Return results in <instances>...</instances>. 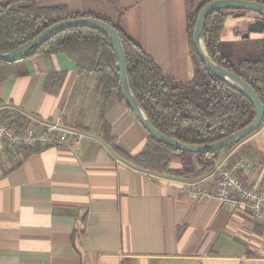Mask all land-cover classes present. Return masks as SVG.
Masks as SVG:
<instances>
[{
  "label": "crops",
  "instance_id": "crops-1",
  "mask_svg": "<svg viewBox=\"0 0 264 264\" xmlns=\"http://www.w3.org/2000/svg\"><path fill=\"white\" fill-rule=\"evenodd\" d=\"M202 0H44L70 12H91L117 24L177 81L194 75L187 21ZM227 10L220 39L234 44L244 28ZM243 22L258 15L245 11ZM246 30V29H245ZM254 38H251V36ZM252 36V37H253ZM262 33H250L256 43ZM243 39V38H241ZM0 82V110L19 112L42 127L61 121L82 134L79 146L0 154V264H264V227L242 208L195 199L184 185L212 184L219 164L251 163L241 173L264 186V119L245 140L221 152L195 177L139 170L102 138L95 76L79 72L64 53H38ZM105 119L116 146L135 155L148 132L118 99ZM92 123L90 130H82ZM95 124V126H94ZM246 155H240L242 150ZM178 167L174 158L171 168Z\"/></svg>",
  "mask_w": 264,
  "mask_h": 264
},
{
  "label": "trees",
  "instance_id": "trees-1",
  "mask_svg": "<svg viewBox=\"0 0 264 264\" xmlns=\"http://www.w3.org/2000/svg\"><path fill=\"white\" fill-rule=\"evenodd\" d=\"M43 1L0 0V52L14 49L62 20L82 16L101 19L117 30L124 47L130 88L152 125L161 133L186 144L205 145L225 138L253 120L255 110L251 102L208 71L193 47L192 37L198 13L213 0H202L187 21L189 54L194 67V75L188 81H177L165 74L153 58L111 20L91 12H70L63 4L45 6ZM104 1L118 4V0ZM252 1L264 4V0ZM226 12L216 10L207 16L204 26L206 50L215 63L249 83L264 104V31L256 41L260 57L235 61L226 53L232 44L223 45L220 39L228 15ZM57 52L64 53L74 61L79 72L95 76L94 89L98 93L96 122L97 125L102 124V138L115 154L139 170L160 175L172 173L184 178L207 173L221 152L229 151L260 127L240 141L214 152L179 150L159 142L148 133L137 154L124 153L116 146L105 119L107 111L122 98L119 72L109 37L95 27L66 28L31 49L23 59L38 53ZM20 61L0 60V82L19 75ZM0 115L19 129L30 122L29 117L19 112L0 110ZM92 123L81 129L90 130ZM39 149L27 150L26 155ZM240 153L246 155L244 149ZM174 158L178 159L175 169L171 168Z\"/></svg>",
  "mask_w": 264,
  "mask_h": 264
},
{
  "label": "water",
  "instance_id": "water-1",
  "mask_svg": "<svg viewBox=\"0 0 264 264\" xmlns=\"http://www.w3.org/2000/svg\"><path fill=\"white\" fill-rule=\"evenodd\" d=\"M216 10H237L235 16H242L245 11H251L258 15V18L248 24L247 30L241 34L242 38L249 37L250 33H262L264 31V4L252 0H213L204 5L198 13L195 23L192 44L201 62L206 69L216 78L234 87L251 102L255 110L253 120L243 128L226 136L225 138L205 145L186 144L177 139L169 137L157 130L143 111L141 105L133 94L128 80V69L122 40L117 30L101 19L89 16L75 17L59 21L45 28L34 38L6 52H0V60L5 62H17L22 60L31 49L40 46L56 33L70 27L90 26L102 30L110 39L116 58V66L119 72V90L121 97L127 107L136 116L146 131L159 142L179 150L194 153L214 152L224 149L256 130L264 119V104L255 90L244 79L237 74L221 67L209 56L204 39V26L207 16Z\"/></svg>",
  "mask_w": 264,
  "mask_h": 264
},
{
  "label": "built area",
  "instance_id": "built-area-1",
  "mask_svg": "<svg viewBox=\"0 0 264 264\" xmlns=\"http://www.w3.org/2000/svg\"><path fill=\"white\" fill-rule=\"evenodd\" d=\"M82 137L81 133L65 126L59 120L42 127L33 122L19 129L0 115V154L5 148L14 152L67 144L76 148ZM251 167L247 160L237 158L215 167L211 185L195 182L186 184L183 188L197 200L216 198L224 205L242 208L250 214L255 224L264 227V186H260L258 177L248 183L241 179V173L250 170Z\"/></svg>",
  "mask_w": 264,
  "mask_h": 264
},
{
  "label": "rangeland",
  "instance_id": "rangeland-1",
  "mask_svg": "<svg viewBox=\"0 0 264 264\" xmlns=\"http://www.w3.org/2000/svg\"><path fill=\"white\" fill-rule=\"evenodd\" d=\"M242 18L243 16H235L236 22L242 23L243 26H245L244 28L243 27L240 28V30L243 31L244 33L247 30L249 22L244 23ZM252 36L251 38H254V36L253 37ZM241 38L242 37L236 40L235 43L230 46L231 48L229 50H226V53H228L235 61L247 57L250 59H258L260 57L259 46L256 45V43H252V44L247 43L246 39L248 37L243 39Z\"/></svg>",
  "mask_w": 264,
  "mask_h": 264
}]
</instances>
